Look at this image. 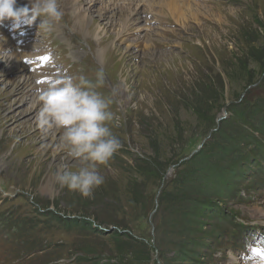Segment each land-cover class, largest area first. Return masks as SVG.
Wrapping results in <instances>:
<instances>
[{"label":"rangeland","instance_id":"1","mask_svg":"<svg viewBox=\"0 0 264 264\" xmlns=\"http://www.w3.org/2000/svg\"><path fill=\"white\" fill-rule=\"evenodd\" d=\"M80 1L70 10L75 15L65 14L75 34L62 32L68 26L62 19L51 32L39 30L37 22L24 37L22 43L33 49L20 47L18 53L25 55L22 63L27 61L31 69L12 70L15 74L11 75L9 67L14 69V64H0V212L13 210L34 219L43 230L40 234L48 233V242L59 244L55 255L43 264H117L120 255L111 237L116 231L147 237L153 253L150 264H164L159 258L163 247L159 239L166 233L162 219L170 217L160 201L162 192L179 188L180 176L195 169L190 163L194 155L213 152L218 129L242 132L241 122L231 114L234 109L245 108L256 97L264 100V0L179 1L174 8L162 6L164 0H140L138 18L128 17L127 0L113 6L112 0ZM58 3L66 12L68 7L61 0ZM88 3L96 8L90 11ZM78 5L85 7L78 9ZM174 10L181 12L180 17ZM129 28L135 30L124 36ZM10 32L0 28L2 36H11ZM132 39L138 43L128 46ZM91 41L99 54L95 55ZM77 45L82 47L74 50ZM15 50L0 44L6 56ZM101 68L104 83L95 90L110 101L113 120L108 124L121 147L106 164H97L104 183L91 197H83L61 187L56 174L78 171L89 162L68 156L61 146L60 128L58 135L57 127L37 124L41 103L33 88L45 84L39 75L46 77L47 84L70 74L84 75L95 83L94 73ZM251 126L248 122L245 128ZM243 166L244 175L231 192L213 195L212 204L230 218L225 235L210 236L216 255L207 264H243L246 259L249 264H264V254L255 258L248 244L253 233H264V182L256 185L254 175L260 171ZM46 187H53V193ZM6 214L12 217L10 211ZM81 218L92 222L93 230L75 223ZM243 222L247 228L240 240L233 235V226ZM6 225L7 220L0 217L4 240L1 244L0 238V264H21L27 256L31 260L26 264H35L33 251L15 250L16 226ZM212 225L208 222L206 229L212 230ZM245 246L251 250L248 255L241 249ZM133 262L126 255L121 264H143Z\"/></svg>","mask_w":264,"mask_h":264},{"label":"trees","instance_id":"2","mask_svg":"<svg viewBox=\"0 0 264 264\" xmlns=\"http://www.w3.org/2000/svg\"><path fill=\"white\" fill-rule=\"evenodd\" d=\"M231 114L241 122L242 132L234 134L232 131H224L222 133L218 129V145L213 148V152L207 156L203 154V151L198 153L199 156L198 154L194 155V161L190 163L194 164L195 169L187 170L180 176L179 188L175 192L165 189L161 194L160 201L165 204V210H168L170 217L162 219L166 233L159 239V242L163 244V249H159L160 256H158L165 261L164 264H198V261L203 257L202 250L211 241L210 236L220 233L218 229H206L212 218L211 215L216 216L215 220H225L214 209L216 204H212L213 195H226L237 186L236 181L240 178L237 175L240 172L239 167L245 161H249L247 154L250 155V158L254 155L260 157L264 152V147L259 145L260 141L256 136L258 134L261 138L264 137V100L261 101L259 97H256L251 103L248 102L245 108H236ZM248 122L252 126L251 129L246 130L245 125ZM221 137L222 139L219 140ZM251 144H255L256 147L247 152L246 149ZM159 212L158 209L157 214ZM74 221L80 223L82 229L93 230L92 222L83 218ZM76 226L78 227V224ZM24 230L25 237L21 242L24 248L30 250L34 244L31 223H25ZM95 231L98 229L96 228ZM129 235L116 231L111 236L120 255L117 264L126 262V255H131L132 262L140 260L143 264H150L153 253H151L147 237L138 238ZM169 254H173V256L168 257ZM109 263L112 262L109 261L105 264Z\"/></svg>","mask_w":264,"mask_h":264},{"label":"clouds","instance_id":"3","mask_svg":"<svg viewBox=\"0 0 264 264\" xmlns=\"http://www.w3.org/2000/svg\"><path fill=\"white\" fill-rule=\"evenodd\" d=\"M39 19V30L51 32L63 19L58 0H30L18 6L17 0H0V26L11 21L13 30L31 27ZM103 69L96 72L93 83L84 75L62 76L46 88L38 89L41 103L36 122L41 127L53 126L63 130L61 146L68 156L88 161L78 171L61 170L56 181L61 187L78 191L83 197H91L93 190L104 183L97 171V164H106L121 147L108 122L113 120L110 101L95 89L104 83Z\"/></svg>","mask_w":264,"mask_h":264},{"label":"bare ground","instance_id":"4","mask_svg":"<svg viewBox=\"0 0 264 264\" xmlns=\"http://www.w3.org/2000/svg\"><path fill=\"white\" fill-rule=\"evenodd\" d=\"M120 1H122V2H124L125 0H120ZM140 0L138 1H136V0H127V3H126V6L127 7H125L126 9H128V17L129 18H132L133 16L134 17H136V18H138V16H139V12H140V9H139V6H140ZM79 3V1L77 2V3H75V1H73L72 2V9L73 8H75L76 7V5ZM86 3V2H85ZM92 3V2H91ZM91 3H88V6H89V10L90 11H92V9H95L96 8V4L95 5H93V6H90V4ZM162 6H164L165 8H174V6H177V5H180L179 4V0H164V1H162ZM175 3V4H174ZM177 7H175V9H176ZM178 10V9H177ZM111 11H112V8H111ZM178 11H181V9H179ZM177 11V12H178ZM175 10H174V13H177ZM181 13V12H180ZM179 13V14H180ZM178 13H177V15H178V17H180V15H179ZM88 15H90V13L88 14ZM98 16H101L100 14L98 15ZM176 18V17H175ZM5 22H9V23H11V21H8V20H6ZM117 24H118V22H117ZM116 25V24H115ZM132 30H135L134 28H129L125 33H124V36H127V33L129 34ZM130 35V34H129ZM3 40H5L6 41V45L3 43ZM9 41H11L12 42V45H17V44H19V42H17V41H13L12 40V37L11 36H7V37H5V36H2V35H0V44L2 45V47L3 48H8L7 47V43L9 42ZM138 42H136V40H134V39H132L129 43H128V46H134L135 44H137ZM82 46L81 45H77V46H75L74 47V50H77V49H80ZM114 51H115V49H114ZM6 59V60H5ZM22 60V58H21V56H19V55H17L16 53H11L10 55H7L6 56V53H4V51H3V53L2 52H0V64H2L3 62L4 63H6V64H14L13 65V67H14V69H11L9 66V73L11 74V75H14L15 74V72H16V70L17 69H21V68H24L25 69V67L23 66V64L20 62ZM7 66V65H6ZM6 66H5V68H6ZM12 70H15V72H14V74L12 73V72H10V71H12ZM11 81V80H10ZM15 83V79H12V81H11V83ZM7 84V83H6ZM17 85V84H16ZM10 92V91H9ZM20 99H22V98H20ZM19 99V100H20ZM36 102V101H35ZM32 112V111H31ZM31 112H30V115L29 116H31ZM27 114V113H26ZM33 114V113H32ZM28 115V114H27ZM53 135V134H52ZM53 145V144H52ZM65 159V158H64ZM49 184H51V183H49ZM47 191H49L50 193H53V187L52 188H48V187H46L45 188Z\"/></svg>","mask_w":264,"mask_h":264},{"label":"snow or ice","instance_id":"5","mask_svg":"<svg viewBox=\"0 0 264 264\" xmlns=\"http://www.w3.org/2000/svg\"><path fill=\"white\" fill-rule=\"evenodd\" d=\"M43 59H44V60H47V59H49V58H48V57H44Z\"/></svg>","mask_w":264,"mask_h":264}]
</instances>
